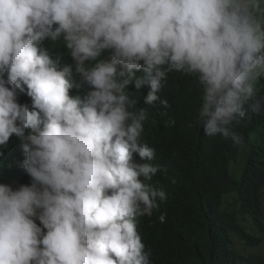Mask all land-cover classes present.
<instances>
[{"label": "clouds", "instance_id": "1", "mask_svg": "<svg viewBox=\"0 0 264 264\" xmlns=\"http://www.w3.org/2000/svg\"><path fill=\"white\" fill-rule=\"evenodd\" d=\"M173 71L201 87L204 134L242 146L232 125L264 107V0H0V146L22 142L31 178L0 183V264H152L137 219L170 201L146 181L176 189L182 169L142 140L126 89L165 108Z\"/></svg>", "mask_w": 264, "mask_h": 264}, {"label": "trees", "instance_id": "2", "mask_svg": "<svg viewBox=\"0 0 264 264\" xmlns=\"http://www.w3.org/2000/svg\"><path fill=\"white\" fill-rule=\"evenodd\" d=\"M47 48L51 55L62 53L53 44ZM111 54L104 50L102 58ZM256 88L257 96H264V78ZM149 90L147 85L137 90L134 84L126 89L135 109L146 111L142 140L181 168L183 179L176 189L159 174L146 181L163 189L164 201H170L163 222L158 209L137 219L152 264H264V255H248L233 245L234 236L249 245L264 243V107L232 125L244 140L237 146L220 135L204 134L198 123L202 90L195 76L169 73L158 93L168 101L165 108L144 102ZM30 98L25 89L18 101L31 108ZM21 144L13 135L7 146H0V183L14 188L31 183L21 166Z\"/></svg>", "mask_w": 264, "mask_h": 264}, {"label": "rangeland", "instance_id": "3", "mask_svg": "<svg viewBox=\"0 0 264 264\" xmlns=\"http://www.w3.org/2000/svg\"><path fill=\"white\" fill-rule=\"evenodd\" d=\"M235 239L236 241L234 243V247L238 248V250L249 254L254 253L264 255V243L261 245H249L246 244L244 241L237 239V237Z\"/></svg>", "mask_w": 264, "mask_h": 264}, {"label": "water", "instance_id": "4", "mask_svg": "<svg viewBox=\"0 0 264 264\" xmlns=\"http://www.w3.org/2000/svg\"><path fill=\"white\" fill-rule=\"evenodd\" d=\"M48 41H50V40H48ZM60 41L62 42V43H60ZM51 44H53V45H55L56 47H58L59 49H62V48H64L65 46H63V44H65L64 42H63V38H61V40H59V41H56V42H53V41H51V43H50V45ZM63 62H65V63H62L61 62V64L59 65V67H63L65 64H71V63H73V60H72V57L70 56L68 59H64L63 60ZM74 94V93H73ZM72 94V95H73ZM152 161H150V163H151ZM156 163H157V161H156ZM159 163V169H161V164H160V162H158ZM176 164H174L173 162H171V164H170V170L173 168V166H175Z\"/></svg>", "mask_w": 264, "mask_h": 264}, {"label": "bare ground", "instance_id": "5", "mask_svg": "<svg viewBox=\"0 0 264 264\" xmlns=\"http://www.w3.org/2000/svg\"><path fill=\"white\" fill-rule=\"evenodd\" d=\"M63 46L67 47L66 44H63Z\"/></svg>", "mask_w": 264, "mask_h": 264}]
</instances>
